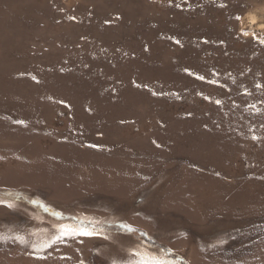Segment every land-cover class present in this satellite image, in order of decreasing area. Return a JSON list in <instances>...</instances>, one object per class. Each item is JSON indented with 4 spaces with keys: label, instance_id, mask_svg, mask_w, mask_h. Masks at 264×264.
Returning <instances> with one entry per match:
<instances>
[{
    "label": "rangeland",
    "instance_id": "obj_1",
    "mask_svg": "<svg viewBox=\"0 0 264 264\" xmlns=\"http://www.w3.org/2000/svg\"><path fill=\"white\" fill-rule=\"evenodd\" d=\"M253 13L264 0H0V264H264Z\"/></svg>",
    "mask_w": 264,
    "mask_h": 264
},
{
    "label": "snow or ice",
    "instance_id": "obj_2",
    "mask_svg": "<svg viewBox=\"0 0 264 264\" xmlns=\"http://www.w3.org/2000/svg\"><path fill=\"white\" fill-rule=\"evenodd\" d=\"M93 234L94 233L86 232V231L78 230V229L62 228L60 230V235H58L55 238V240L56 241H61L65 237L71 238V237H73L75 235L91 236ZM45 247H51V243L45 245ZM141 264H166V262L162 261V260H157V259H149V260L142 261Z\"/></svg>",
    "mask_w": 264,
    "mask_h": 264
},
{
    "label": "bare ground",
    "instance_id": "obj_3",
    "mask_svg": "<svg viewBox=\"0 0 264 264\" xmlns=\"http://www.w3.org/2000/svg\"><path fill=\"white\" fill-rule=\"evenodd\" d=\"M254 14H256V13L251 14V15H253V16H251V15L247 16V18H245V19L243 20V23H242L243 28H246V29H247L248 24H250L251 26H253V25H254V26L258 25V26L264 28V24H259V22H258V20H257V17L254 16Z\"/></svg>",
    "mask_w": 264,
    "mask_h": 264
}]
</instances>
